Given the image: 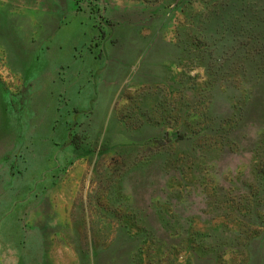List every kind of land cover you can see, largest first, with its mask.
<instances>
[{
  "label": "rangeland",
  "instance_id": "obj_1",
  "mask_svg": "<svg viewBox=\"0 0 264 264\" xmlns=\"http://www.w3.org/2000/svg\"><path fill=\"white\" fill-rule=\"evenodd\" d=\"M264 0H0V264H264Z\"/></svg>",
  "mask_w": 264,
  "mask_h": 264
},
{
  "label": "trees",
  "instance_id": "obj_2",
  "mask_svg": "<svg viewBox=\"0 0 264 264\" xmlns=\"http://www.w3.org/2000/svg\"><path fill=\"white\" fill-rule=\"evenodd\" d=\"M261 173H264V168L261 170Z\"/></svg>",
  "mask_w": 264,
  "mask_h": 264
}]
</instances>
